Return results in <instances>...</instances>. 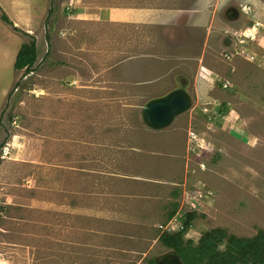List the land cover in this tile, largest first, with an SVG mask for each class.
Segmentation results:
<instances>
[{"label": "rangeland", "instance_id": "rangeland-1", "mask_svg": "<svg viewBox=\"0 0 264 264\" xmlns=\"http://www.w3.org/2000/svg\"><path fill=\"white\" fill-rule=\"evenodd\" d=\"M65 6L0 110V264H152L190 210L195 245L215 227L264 229V0H210L211 69L196 25L160 75L63 38ZM177 91L187 107L151 125L147 106Z\"/></svg>", "mask_w": 264, "mask_h": 264}, {"label": "crops", "instance_id": "crops-1", "mask_svg": "<svg viewBox=\"0 0 264 264\" xmlns=\"http://www.w3.org/2000/svg\"><path fill=\"white\" fill-rule=\"evenodd\" d=\"M51 2L0 0V6L16 26L35 37L38 47L42 29L43 37L46 34L49 37L44 20ZM65 3L62 19L70 24L59 29L63 38L72 35L82 42L80 49L98 42L101 48L109 50L102 53L122 58L123 64L138 65L139 72L148 71L151 63H158L151 72L159 75L173 66L178 68L179 61L173 64V60L181 57L180 48L188 46L190 31L203 25L204 37L195 59L202 70L211 69L209 61L214 49L206 42L212 28L210 0H65ZM23 41L22 35L0 19V110L12 85L14 62Z\"/></svg>", "mask_w": 264, "mask_h": 264}, {"label": "trees", "instance_id": "trees-1", "mask_svg": "<svg viewBox=\"0 0 264 264\" xmlns=\"http://www.w3.org/2000/svg\"><path fill=\"white\" fill-rule=\"evenodd\" d=\"M52 4L48 9L47 18L52 12ZM0 19L12 31L27 36L30 39L21 43L16 55L14 69L16 71H29L37 58V46L35 37L16 26L6 12L0 6ZM46 39L49 40L46 34ZM8 92L7 97L9 96ZM177 205L169 212L168 217L175 213ZM196 215L195 210L184 214L181 228L174 232L164 231L159 239L163 245L173 250L183 264H264V229H259L252 236H237L227 233L221 227H215L204 231L198 241L183 240V233L189 226L190 220ZM223 245L220 248V245ZM152 264H157L156 259H150Z\"/></svg>", "mask_w": 264, "mask_h": 264}, {"label": "water", "instance_id": "water-1", "mask_svg": "<svg viewBox=\"0 0 264 264\" xmlns=\"http://www.w3.org/2000/svg\"><path fill=\"white\" fill-rule=\"evenodd\" d=\"M227 41L230 40L227 39ZM188 103V96L181 91H177L164 99L151 102L146 108V116L151 125L164 126L176 113L185 109ZM156 262L157 264H183L173 252L166 254L160 260L156 259Z\"/></svg>", "mask_w": 264, "mask_h": 264}, {"label": "built area", "instance_id": "built-area-1", "mask_svg": "<svg viewBox=\"0 0 264 264\" xmlns=\"http://www.w3.org/2000/svg\"><path fill=\"white\" fill-rule=\"evenodd\" d=\"M245 13H246V11H245ZM252 29L254 30V25L252 26ZM242 35V34H241ZM243 35H245L246 37H248V36H254V34L253 33H250V34H246V31L245 32H243ZM239 42H243V40L242 39H240L239 40ZM224 86H226V84L224 85ZM201 166H203V164L201 165Z\"/></svg>", "mask_w": 264, "mask_h": 264}]
</instances>
